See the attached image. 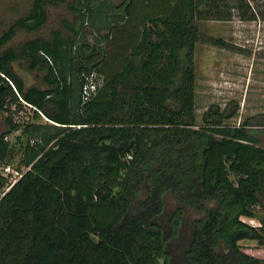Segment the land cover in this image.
Segmentation results:
<instances>
[{
  "label": "trees",
  "instance_id": "16d2710c",
  "mask_svg": "<svg viewBox=\"0 0 264 264\" xmlns=\"http://www.w3.org/2000/svg\"><path fill=\"white\" fill-rule=\"evenodd\" d=\"M57 1L32 0L0 34V160L13 150L21 103L51 121L17 137L25 170L0 194V264H264L238 244L264 246V216L258 226L242 220L264 211V130L260 138L247 120L226 124L235 112L212 106L197 124L194 111V45L225 44L202 37L197 21L264 19V4L78 0L68 4L78 26L61 20L72 38L54 29L4 48L18 30L39 31ZM18 58L46 67L48 87L25 88L10 67ZM92 72L102 82L83 100ZM166 192L179 201L169 224ZM184 208L203 213L186 234Z\"/></svg>",
  "mask_w": 264,
  "mask_h": 264
},
{
  "label": "rangeland",
  "instance_id": "374dc122",
  "mask_svg": "<svg viewBox=\"0 0 264 264\" xmlns=\"http://www.w3.org/2000/svg\"><path fill=\"white\" fill-rule=\"evenodd\" d=\"M89 1L94 2L95 0ZM110 1L115 9L125 2V0ZM249 3L257 9L262 7L264 0H250ZM31 4L32 0H0V34L6 31L16 19L23 16ZM68 4L79 6L78 0H58L56 5L46 4L48 19L45 25L35 33L18 30L4 48L18 50L22 42L34 36L49 39L54 29H59L65 37L72 38V33L63 27L61 20H69L76 28L80 19L78 12L71 10ZM197 26L202 37L220 38L225 44L214 45L198 40L194 45L196 123L202 122L201 117L210 106L218 107L226 113L235 112L234 116L225 119L224 123L238 125L247 120L251 124L249 128L257 130L256 135L261 138L264 127L255 124L258 122L264 124V19L258 17L255 20H241L234 12L230 20L200 19L197 21ZM92 38V34L87 35V40L91 41ZM10 67L23 79L25 88L34 86L44 89L48 87L43 81L46 67L40 66L35 70H30L27 61L22 58L13 61ZM98 78L99 82H102L101 77L98 76ZM13 119L21 126L19 130L7 135L13 148L8 160L11 171L8 175L0 173L5 180L0 194L8 184L18 180L25 170L24 166H20L21 141L17 138L21 135L23 126L30 122H51L25 103H21L20 109L13 114ZM6 129L5 117L0 113V132ZM25 139L23 135L21 140ZM230 178L234 180L233 175H230ZM178 205V199L170 192H166L162 214L163 224H169L166 220L167 216ZM202 216L201 212L184 208L181 222L186 220V228H182V231L185 234L188 233V226L193 224L194 219ZM263 216L264 211L258 210L254 217H242V219L250 225L258 226ZM238 244L244 252L264 259V246L258 244L256 240L243 239L238 241Z\"/></svg>",
  "mask_w": 264,
  "mask_h": 264
},
{
  "label": "built area",
  "instance_id": "2783aa9c",
  "mask_svg": "<svg viewBox=\"0 0 264 264\" xmlns=\"http://www.w3.org/2000/svg\"><path fill=\"white\" fill-rule=\"evenodd\" d=\"M101 81H102V78H101ZM100 84H101V82H99L98 75L95 72L90 73L86 77V81L84 82V84L82 86V90H81L82 99L83 100L89 99L96 92V90L100 86ZM10 171H11V167L8 165V162H2L0 160V173L8 175ZM14 182L15 181L8 184L6 186L5 190H8ZM243 221H245V220H243Z\"/></svg>",
  "mask_w": 264,
  "mask_h": 264
},
{
  "label": "water",
  "instance_id": "95a60500",
  "mask_svg": "<svg viewBox=\"0 0 264 264\" xmlns=\"http://www.w3.org/2000/svg\"><path fill=\"white\" fill-rule=\"evenodd\" d=\"M2 86H3V84L0 85V87H2Z\"/></svg>",
  "mask_w": 264,
  "mask_h": 264
}]
</instances>
